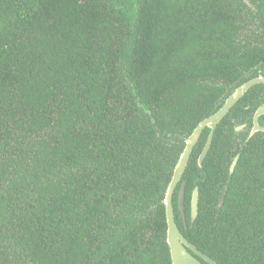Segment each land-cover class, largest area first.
I'll list each match as a JSON object with an SVG mask.
<instances>
[{"label": "trees", "instance_id": "16d2710c", "mask_svg": "<svg viewBox=\"0 0 264 264\" xmlns=\"http://www.w3.org/2000/svg\"><path fill=\"white\" fill-rule=\"evenodd\" d=\"M259 74L264 0H0V264H171L163 199L183 139ZM261 104L256 84L199 167L201 133L185 222L173 194L217 264H264V131L247 139Z\"/></svg>", "mask_w": 264, "mask_h": 264}, {"label": "water", "instance_id": "95a60500", "mask_svg": "<svg viewBox=\"0 0 264 264\" xmlns=\"http://www.w3.org/2000/svg\"><path fill=\"white\" fill-rule=\"evenodd\" d=\"M255 84H264V77L259 75L250 78L236 86L231 93L225 98L223 104L212 114L201 119L194 127L192 132L184 137V147L175 164L172 177L167 186L166 193L163 199L165 205L166 217V241L169 246L171 264H204L200 259L208 264H217L212 258L200 251L182 234L175 219V211L173 205V194L180 183L178 191V209L185 222V186L186 181L182 180V176L190 159L193 148L199 141L201 133L205 128H208V136L203 145V148L198 156L197 163L201 167V163L206 156L214 136L215 129L220 121L226 116L230 109L244 96V94ZM264 114V104L259 105L252 117V126L247 139L257 131H264V124H260L259 117ZM246 124L235 126V130L243 129ZM239 158V153L235 155L230 165V174L233 173L234 167ZM199 188H193L190 198V217L193 221L198 213Z\"/></svg>", "mask_w": 264, "mask_h": 264}, {"label": "flooded vegetation", "instance_id": "af4514ba", "mask_svg": "<svg viewBox=\"0 0 264 264\" xmlns=\"http://www.w3.org/2000/svg\"><path fill=\"white\" fill-rule=\"evenodd\" d=\"M259 75L263 76L262 74H259ZM259 75H257V76H259ZM257 76H254V77H257ZM263 77H264V76H263ZM252 78H253V77H252ZM255 85H256V84H255ZM253 86H254V85H253ZM254 112H255V111H254ZM262 115H263V114H262ZM243 124H244V123H243ZM245 124H246V123H245ZM239 125H241V124H239ZM246 126H247V125H246ZM246 126H245V127H246ZM245 127H244V128H245ZM244 128H243V129H244ZM247 129H248V128H247ZM241 130H242V129H241ZM249 132H250V128L248 129V134H249ZM257 132H258V131H257ZM255 133H256V132H255Z\"/></svg>", "mask_w": 264, "mask_h": 264}]
</instances>
